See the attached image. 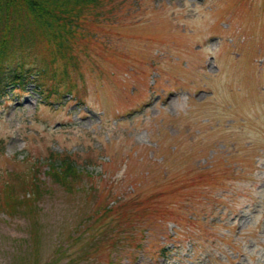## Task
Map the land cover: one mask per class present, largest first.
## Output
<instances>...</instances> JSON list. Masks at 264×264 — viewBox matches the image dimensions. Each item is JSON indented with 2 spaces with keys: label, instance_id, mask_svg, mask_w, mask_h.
<instances>
[{
  "label": "rangeland",
  "instance_id": "1",
  "mask_svg": "<svg viewBox=\"0 0 264 264\" xmlns=\"http://www.w3.org/2000/svg\"><path fill=\"white\" fill-rule=\"evenodd\" d=\"M106 16L45 92L0 97V186L20 192L13 173L31 167L49 188L34 214L0 212V264H107L111 247L112 264H264V0H124ZM58 155L84 174L75 192L45 173ZM91 184L159 192L165 226L144 249L89 253L82 221L105 200Z\"/></svg>",
  "mask_w": 264,
  "mask_h": 264
},
{
  "label": "trees",
  "instance_id": "2",
  "mask_svg": "<svg viewBox=\"0 0 264 264\" xmlns=\"http://www.w3.org/2000/svg\"><path fill=\"white\" fill-rule=\"evenodd\" d=\"M123 3L124 0H0V97L29 82L35 83L40 93L45 92L48 80L54 76L56 61H62L64 67L74 62L75 38L84 39L89 23L99 22ZM49 159L45 173L50 182L68 193L77 191L84 174L74 160L68 155ZM30 168L13 173L20 180V192L12 179L2 182L0 212L8 215L36 212V202L49 188ZM112 188L99 189L93 184L86 188L92 194L103 193L105 198L104 202L95 203L91 214L82 221L86 224L84 232H88L84 247L89 251L95 246L89 252L92 254L111 244L114 249L120 248L128 240L135 242L134 247L144 249L143 239H148L145 233L157 226V215L161 214L162 222L158 225L166 224L167 210L157 204L159 192L148 196L138 192L113 196ZM31 236L35 240L33 231ZM111 250L107 264H112ZM169 251L172 248L164 243L156 248L155 254Z\"/></svg>",
  "mask_w": 264,
  "mask_h": 264
}]
</instances>
